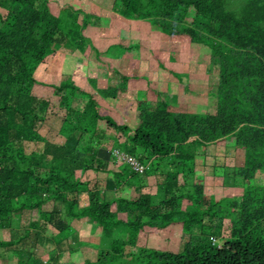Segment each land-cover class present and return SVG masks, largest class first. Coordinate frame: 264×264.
Returning <instances> with one entry per match:
<instances>
[{"label": "trees", "instance_id": "1", "mask_svg": "<svg viewBox=\"0 0 264 264\" xmlns=\"http://www.w3.org/2000/svg\"><path fill=\"white\" fill-rule=\"evenodd\" d=\"M91 1L0 0V232L14 216L25 232L0 241L1 264L13 261L31 234L56 247L41 264H77L59 260L74 234L65 216L86 221L97 231L94 244L103 239L108 249L82 264H264V180L256 178L264 175V0H96L99 12L117 21L146 23L175 44L207 51L206 84L198 93L208 100L203 114L177 110L164 93L137 101L136 90L127 91L134 77L109 66H98L100 79L86 72L88 92L66 73L50 85L36 80L74 40L87 58ZM109 69L116 78L106 76ZM48 118L60 126L43 136ZM113 140L111 151L136 157L142 150L141 175L115 163L111 151V161L99 158ZM218 147L243 159L235 172L246 188L239 200H212L192 182L199 158ZM150 180L153 194L145 193ZM177 227L183 232L177 250L138 247L148 235ZM215 236L222 244L212 242ZM26 258L16 264L41 260Z\"/></svg>", "mask_w": 264, "mask_h": 264}, {"label": "rangeland", "instance_id": "2", "mask_svg": "<svg viewBox=\"0 0 264 264\" xmlns=\"http://www.w3.org/2000/svg\"><path fill=\"white\" fill-rule=\"evenodd\" d=\"M64 1L67 0H59V2L66 3ZM71 2L75 6L74 8L79 7V4L76 1ZM95 2L96 0L91 1V11L96 13L92 14L91 21L84 30V46L88 47V51H90L87 58L84 57L86 56L85 52L80 51V53H77V50L79 49L76 50V42L74 40L72 41L74 47L66 48L65 52H58L56 54L55 60L59 61L58 63L53 62L50 66L51 70L47 71V68L44 66L37 71L35 74L36 80L46 85H50L55 82L57 83L60 79L61 73H66L65 76L68 81L88 92L89 88L82 83L84 78L76 75L73 71L75 67L77 71H79L82 70L81 66H83L87 69L86 72L90 77L100 79L101 71L103 70L100 71L98 66L102 67L101 69H104L105 66H109L110 68L120 71L122 74L134 77V80L130 82L127 91L133 93V91L136 90L135 97L137 98V101H147L156 96V94L164 93L168 96V100L174 102L177 110L181 111L183 109L185 111L188 110L193 113L203 114L208 109V100L205 96H198L200 91L203 92L201 88L205 87L204 83L206 81V75L203 76V74H206L207 68L204 67V63L201 60L202 54H207L205 49L201 48L198 51L200 46L195 44L189 45L184 43V46L175 44L146 23L140 25V22L132 21L133 24H127L121 20H115L116 18L112 17V15H104L101 10L100 14L98 10L99 5H96ZM100 2H103V0ZM50 4L52 5V3ZM115 46L117 47L115 48ZM109 47L122 51L119 60L116 59L115 55H111L110 57L106 56ZM80 54L82 61L79 59L73 60L77 59L75 56H79ZM91 56L93 57L91 59L92 61H88ZM97 61L99 62V65L96 64ZM116 70L109 69L106 76L113 79L116 78ZM66 77H64V79ZM135 78H141L143 81H139ZM143 87H145V89H143ZM122 107L123 105L120 109ZM111 108H115V105L113 104ZM110 112L112 114L111 117L115 116V111L112 110ZM104 114H107L106 110L104 111ZM123 120L124 122H128L127 119ZM115 121H117V119H115ZM59 126L58 121L48 118L46 125L42 126L39 132L43 136H48L50 134L48 130H58ZM107 137L113 139V134H107ZM115 138H117V136ZM106 145L109 147L105 149V151L101 150L103 152L98 155L99 158L103 160L111 161L110 151L111 146L115 148V141H108L106 142ZM140 154H142V150L137 148L134 155L137 157ZM206 156L207 157L199 158L198 167L195 168V177L193 176L192 182L202 186L204 194L206 196L209 195V198L212 200L222 199L223 201L230 200V202L233 200H239V198L246 192L245 186L239 182L240 179L236 177L235 173L243 160L240 157V154L235 153L231 148L224 149V147H218L216 150H213L212 148L208 149ZM199 164H201L200 167ZM120 166L121 165H119V168H121ZM100 175L102 176V174ZM89 178H92L91 173L89 174ZM256 178L259 179V181H263L264 175H259ZM147 183L149 190L145 191V193L148 194L149 192V194H153L155 188L152 180L147 181ZM108 185L111 186L110 181H108ZM104 189L105 188H102V190ZM110 189L111 187L106 190ZM106 194L107 197H111L110 191H107ZM191 194L194 195L193 192H191ZM221 206L224 208V203H222ZM46 209L49 211L50 207L48 206ZM57 209H59L60 212L63 211L60 205L57 206ZM25 217L21 218L22 224ZM62 218V220L70 223L72 229H70V232H73L74 234L68 236V247L63 246L64 254L61 257L59 256L60 262L68 263L69 260H73L77 264H82L85 260L94 262L97 260V257H99L102 250L107 252V247L102 245L103 239H100L101 242H99L98 246L94 244V238L98 235L97 231L90 226H87L86 221H72L66 216ZM10 223L11 228L4 229L0 232V241H6L9 239L16 241L24 235V228L22 229L18 226L21 223L20 219L15 216L11 217ZM84 226H87V228ZM82 228H85V230L81 231ZM37 232L42 231L37 230ZM44 232H46L47 235L55 234L49 229L44 230ZM81 232H84L85 235ZM219 232L220 231L216 228L212 229V233H215L216 235H219ZM225 232H227L226 229ZM182 233L183 232H181V229L178 227L152 233L146 238L141 239L138 247L153 248L158 251L177 250L180 246L178 239ZM116 237L118 238V236L113 233L112 238L114 239ZM214 239L216 240V243L218 241L219 245L222 244V240L219 239V237L215 236ZM64 244L67 245L65 242ZM42 246L44 245L35 238L34 234H31L30 238H27L25 242L18 243L17 252H20H16L13 261L6 257L3 258L5 264L8 261L12 262L11 264H16V260L18 261V259H20L23 261L28 255L36 261L40 258L41 260H39L38 263L41 264L42 259H46L49 253H53L56 249V247L54 248L52 246ZM50 250H52V252ZM68 251H71L70 255L67 254ZM1 252L2 250L0 249V253ZM34 253L39 256V258L36 257ZM119 263L125 264V261L120 259ZM113 264L117 263L114 262Z\"/></svg>", "mask_w": 264, "mask_h": 264}, {"label": "built area", "instance_id": "3", "mask_svg": "<svg viewBox=\"0 0 264 264\" xmlns=\"http://www.w3.org/2000/svg\"><path fill=\"white\" fill-rule=\"evenodd\" d=\"M111 156L116 162L127 166L134 174L141 175L144 172V166L140 163V161L129 154L113 150L111 151Z\"/></svg>", "mask_w": 264, "mask_h": 264}, {"label": "crops", "instance_id": "4", "mask_svg": "<svg viewBox=\"0 0 264 264\" xmlns=\"http://www.w3.org/2000/svg\"><path fill=\"white\" fill-rule=\"evenodd\" d=\"M128 24V23H127ZM117 46H115V48H116ZM115 48H112V47H109V49L107 50V54H106V56L107 57H110L111 55H115L116 56V59H118L119 60V57H120V55L122 54V51H118V49H115ZM117 50V51H116ZM112 52V53H111ZM118 52V53H117ZM65 57H66V55H64ZM77 59H73V60H80V61H82V58H81V56H75ZM71 59V58H70ZM72 60V59H71ZM66 61H68V60H66ZM64 62V61H63ZM82 67V70H79V71H77V69H76V67H75V69L73 70L74 72H75V74L76 75H78V76H81V77H83L84 79H83V84H85V85H87L86 84V68L85 67H83V66H81ZM85 69V70H84ZM139 81H143L141 78L140 79H138ZM88 87V86H87ZM143 89H145V87H143ZM168 97V96H167ZM169 102H173L172 100H169ZM127 121L128 122H124V120H123V122L124 123H129V119H127ZM130 122H131V120H130Z\"/></svg>", "mask_w": 264, "mask_h": 264}, {"label": "clouds", "instance_id": "5", "mask_svg": "<svg viewBox=\"0 0 264 264\" xmlns=\"http://www.w3.org/2000/svg\"><path fill=\"white\" fill-rule=\"evenodd\" d=\"M132 156V155H131ZM134 157V156H133ZM136 158V157H135ZM137 159V158H136ZM114 160V159H113ZM138 160V159H137ZM139 161V160H138ZM115 163H118V162H116V161H114ZM120 164V163H119ZM123 165V164H122ZM123 166H125V165H123ZM125 167H127V166H125ZM128 168V167H127ZM128 170H129V168H128ZM130 171V170H129ZM131 172V171H130ZM133 173V172H132ZM212 242L213 243H215L216 241H214V240H212Z\"/></svg>", "mask_w": 264, "mask_h": 264}]
</instances>
